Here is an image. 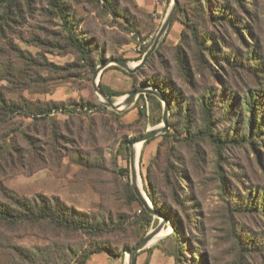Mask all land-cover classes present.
Instances as JSON below:
<instances>
[{
  "label": "rangeland",
  "instance_id": "obj_1",
  "mask_svg": "<svg viewBox=\"0 0 264 264\" xmlns=\"http://www.w3.org/2000/svg\"><path fill=\"white\" fill-rule=\"evenodd\" d=\"M63 1L77 25L73 31L95 48L91 63L95 70L69 46V32L55 16L50 0L22 1L9 20H0V93L5 100L61 105L47 116L19 113L0 119V199L2 189L27 198L44 194L57 196L90 215L129 217L142 208L138 202L130 205L126 187L130 184L132 188L129 144L163 126L165 103L158 99L163 109L155 112V106L143 95L131 107L113 111L95 90V73L112 60H127L131 67L139 65L174 0H151L153 12L141 8L137 0H119L118 15L108 13L96 0ZM209 1L210 11L219 10L222 2ZM225 3L234 12V21L241 20L247 32L238 27L209 26L221 37V43L210 45L212 56L205 54L204 69L192 58L185 75L177 63L175 49L184 30V18L179 15L138 73L131 75L112 64L97 79L99 87L119 95L110 98L115 104L145 85L161 93L166 88L174 103L177 101L175 111L170 106V130L165 134L170 136L159 135L142 144L137 170L147 197L149 171L168 194L165 171L170 163L180 161V198L186 215L169 196L168 217L163 215L169 223L164 232L169 228L173 232L142 251L140 264H175L169 254L180 246L171 218L183 223L178 235L185 245L186 261L192 264H264V206L257 203L258 198H264V144L240 145L248 136L253 116L251 110L244 109L245 97L264 96V0ZM254 50L255 60L247 61L248 52ZM165 79L169 80L166 86ZM210 96L216 133L223 139H235L223 149L206 137H196L205 126L202 103ZM221 96L224 100L240 97L234 114L228 113L229 104H223ZM262 102L259 117H263L264 99ZM187 104L191 123L184 108ZM143 108L146 117L140 119ZM160 119L154 126L153 121ZM187 122L194 128L193 134L187 131ZM155 219L149 230L135 226L120 242L117 236L110 240L133 247L163 222ZM58 239L46 226L9 227L0 222V264L16 263L12 250L7 249L10 244L45 247ZM68 241L78 250L90 243L80 236ZM125 257L128 260V253Z\"/></svg>",
  "mask_w": 264,
  "mask_h": 264
},
{
  "label": "trees",
  "instance_id": "obj_2",
  "mask_svg": "<svg viewBox=\"0 0 264 264\" xmlns=\"http://www.w3.org/2000/svg\"><path fill=\"white\" fill-rule=\"evenodd\" d=\"M22 1L30 2L31 0H0V20L2 18L9 20L12 12L19 9ZM215 1L216 3H222L218 5L219 10L212 12L209 8V0H178V7L174 20H177L179 18L178 16L182 15L184 18L182 22L184 30L182 32L181 42L176 47L175 51L177 63L185 75L188 74V68L191 65L190 60H192V58L197 59V63H199L198 66L200 65L201 68L204 69L207 63L205 54H208L209 57L212 56L210 45L212 43H221V37L215 32H211L208 29L209 26L224 25L232 28L238 27L242 28L243 32H247L242 27L241 20L238 23L234 21V12L228 8V5L225 3L226 0ZM236 1L239 4H242L243 2V0ZM96 2H98V4H100V6L108 13L113 15L119 14V0H96ZM50 4L53 8L55 16L61 18L64 28L69 32V38L67 39L69 46L72 50L77 52L81 60L89 64L93 70H95V66L91 65L95 48L89 40H86L85 37H81L78 31H73V27H77V25L70 17V12L66 6V2L63 0H50ZM229 10L232 14L227 13ZM2 11H4V15L2 14ZM236 24L238 26H236ZM256 56L257 53L255 50L249 51L247 54V61L253 62ZM209 67L213 75H215V68L211 64H209ZM168 82L169 80L165 79V86ZM100 89L111 99L114 96H119L116 95V93H113L108 87L100 85ZM166 90V88L162 89L163 94L171 106V110L175 111L177 108V101L174 103L171 96L167 94ZM141 97H143V95H141ZM235 97L236 98L234 99L229 97L224 100L221 96L223 104H229L230 111L228 113L230 115L235 113L234 110L238 106L237 102L240 100L239 96ZM147 98L153 106H155V112L162 111V103L157 97L149 94L147 95ZM263 99L264 96L260 94L245 97L246 101L243 103V106L245 107L244 109L246 111L251 110L253 112V116L251 117L248 125V136L246 135V138L244 137L243 140L240 141V145H253L256 144V142L264 144V112H262L263 117L258 116L261 110L260 107L263 106ZM211 101L212 98L210 96L208 100H205L202 103L205 115V126L198 134L196 133V137H206L218 149H223L225 146L234 143L235 139H223L216 133V127L213 122ZM60 106L61 105H42L29 101L23 103L13 101L8 102L3 97V94L0 93V119L19 113H26L29 116L35 115L36 117L39 115L47 116L53 111V109L60 108ZM184 108L186 112H188V117H190L188 122L191 123L192 116L190 114V105L187 104ZM139 114L140 119L145 118V109H140ZM188 122L186 123L188 127L187 131L190 134H193L192 130H194V128L190 126ZM160 123L161 119L153 121L154 126ZM164 136L168 137L170 135ZM153 140L146 142V144L152 142ZM181 165L182 163L180 161L170 163L165 171L166 186L170 192L168 194L164 193V191L159 188L150 171L148 174V187H145L146 193L152 201L155 210L167 217L168 215L165 214V209L167 207L170 208V203L168 201L169 196L172 197L171 202L176 204L178 207H181L182 213L186 215V205L181 203L180 198L183 193V189L180 185L183 173L180 167ZM126 187L131 201L130 205L135 202L140 203L130 184H127ZM1 193L3 199H0V222L9 227L46 226L51 228L59 238L57 241L51 242L45 247L27 248L22 246H13L11 244L8 245L7 249H11V254H13L16 258V263L10 264H72L73 261L78 264H86L93 255L100 253H107L113 258H125L126 253L141 240L131 247L130 244L119 243L121 237L124 235L126 236L129 231L132 232L135 226H141L145 230H149L157 222L155 217L150 215L142 205L140 213H133V207L131 206L133 214L129 217L120 215L118 218H114L111 214L109 216L98 217L69 206L57 196L49 197L44 194H38L33 198H27L20 197L4 189L1 190ZM258 200L259 202L257 203L259 206L263 207L264 198H258ZM174 220L175 219L171 218V221L175 224L176 229L174 236L177 237L180 248L173 253H170L169 256L175 259V264H192V262L186 261L188 257L186 256L185 245L182 240H180V236L178 235L180 227H183V223L181 220H177V222ZM72 236L84 237L85 240L90 241V243L86 246L81 245V249L78 250L73 245L69 244L70 242L68 241V238ZM116 236L119 238V242L114 243L110 240V238ZM147 264H149V261Z\"/></svg>",
  "mask_w": 264,
  "mask_h": 264
},
{
  "label": "water",
  "instance_id": "obj_3",
  "mask_svg": "<svg viewBox=\"0 0 264 264\" xmlns=\"http://www.w3.org/2000/svg\"><path fill=\"white\" fill-rule=\"evenodd\" d=\"M178 7V0H174L173 7L168 14L160 32L158 33L153 46L151 49L147 52L145 55L143 61L137 65L136 67H131L130 63L127 60L120 59V60H112L107 61L103 63L96 71L95 73V90L99 94V96L103 99V102L105 106L113 111L121 112L123 108H129L131 107L134 102L137 100V98L141 95H154L161 101L165 103L164 107V115H163V126L160 128H155L152 130L147 131L142 136L134 139L130 142V151H131V185L132 188L139 199L141 205L144 207V209L152 216L160 218L163 220V222L154 229L151 233L146 235L141 241L136 244L128 253V264H137V259L139 257V254L144 251L148 246L151 245L153 240L165 229V226L169 223V220L164 217L161 213L155 210V208L151 205V202L149 198L146 196L145 192L141 189L139 186V173L137 170V153L135 150V146L137 144H144L150 140L155 139L159 135H165L169 132L170 126H169V115H170V105L167 102L165 96L163 93L155 90V88H152L150 86H141L138 89L131 91L124 101L121 104H115L109 97H107L100 89L97 79L99 74L109 65H116L125 71H127L129 74L133 75L138 73L141 69H143L150 57L155 53L157 50L160 42L162 41L163 37L165 36L166 32L168 31L169 27L173 23L176 11Z\"/></svg>",
  "mask_w": 264,
  "mask_h": 264
},
{
  "label": "crops",
  "instance_id": "obj_4",
  "mask_svg": "<svg viewBox=\"0 0 264 264\" xmlns=\"http://www.w3.org/2000/svg\"><path fill=\"white\" fill-rule=\"evenodd\" d=\"M138 5L148 12H153L154 5L151 0H137ZM141 257L137 259V264H140ZM86 264H128V260L125 257L113 258L107 253H100L93 255Z\"/></svg>",
  "mask_w": 264,
  "mask_h": 264
},
{
  "label": "bare ground",
  "instance_id": "obj_5",
  "mask_svg": "<svg viewBox=\"0 0 264 264\" xmlns=\"http://www.w3.org/2000/svg\"><path fill=\"white\" fill-rule=\"evenodd\" d=\"M123 102V101H122ZM121 102V103H122ZM119 103V104H121ZM142 148V144H137L135 146V150H136V153H137V158L139 157V153H140V150ZM139 186H140V179H139ZM173 232V229L172 228H169V230L167 232H164V230L153 240V242L151 243L154 244L156 243L157 241H160V239H162L163 237H166V235H168L169 233H172Z\"/></svg>",
  "mask_w": 264,
  "mask_h": 264
}]
</instances>
